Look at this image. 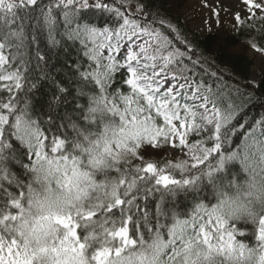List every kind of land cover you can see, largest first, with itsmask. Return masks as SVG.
<instances>
[{
	"label": "snow or ice",
	"instance_id": "snow-or-ice-1",
	"mask_svg": "<svg viewBox=\"0 0 264 264\" xmlns=\"http://www.w3.org/2000/svg\"><path fill=\"white\" fill-rule=\"evenodd\" d=\"M200 8L264 62V0ZM196 48L156 0H0V264H264V93Z\"/></svg>",
	"mask_w": 264,
	"mask_h": 264
},
{
	"label": "trees",
	"instance_id": "trees-1",
	"mask_svg": "<svg viewBox=\"0 0 264 264\" xmlns=\"http://www.w3.org/2000/svg\"><path fill=\"white\" fill-rule=\"evenodd\" d=\"M157 7H162V11H167L171 16L178 17L179 25L186 29L189 40H192L197 45L196 51L198 54H203L209 61L216 63L224 69L225 75L229 73V68L225 65H230L235 73L249 77L252 62L248 60L245 54H238L235 50L243 43L234 39V34L208 33L205 35L197 34L191 31L190 27L182 20L179 11L184 6V0H156ZM214 70V69H212ZM261 82H264V74L260 82L257 84L256 96L264 93V87H260ZM247 111L250 115H256L262 110L257 104L251 103L247 106ZM158 156L160 153L157 154ZM175 162V160H173ZM233 171H239V165H234Z\"/></svg>",
	"mask_w": 264,
	"mask_h": 264
},
{
	"label": "rangeland",
	"instance_id": "rangeland-1",
	"mask_svg": "<svg viewBox=\"0 0 264 264\" xmlns=\"http://www.w3.org/2000/svg\"><path fill=\"white\" fill-rule=\"evenodd\" d=\"M179 14L182 20L188 24L190 29L200 35L208 33L234 34L228 27L227 23L222 24L219 28L213 26L211 30H208L206 26H203L201 21L202 10L200 8V0H184V6L179 11ZM221 19L226 20L223 15L221 16ZM235 52L238 54H245L248 60L252 62L249 78H254L256 84H258L264 74V62H261L259 57L253 56L245 46L237 48ZM165 152H167L168 158L175 156V153L168 151L167 149H165Z\"/></svg>",
	"mask_w": 264,
	"mask_h": 264
}]
</instances>
